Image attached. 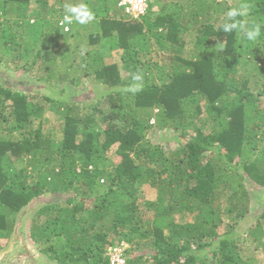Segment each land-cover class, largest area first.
<instances>
[{
	"label": "trees",
	"instance_id": "16d2710c",
	"mask_svg": "<svg viewBox=\"0 0 264 264\" xmlns=\"http://www.w3.org/2000/svg\"><path fill=\"white\" fill-rule=\"evenodd\" d=\"M80 2L96 20L64 31L65 4ZM242 2L241 19L264 33V0H171L157 11L148 0L137 19L118 0H0V66L67 82L61 97L0 84V250L15 216L40 200L29 239L53 264H110L121 242L126 264H255L244 244L259 240L264 210L237 230L250 189L264 188V36L251 45L216 31ZM117 49L120 60L105 61ZM136 73L143 89L125 91ZM88 78L100 86L83 106L74 95ZM47 112L61 120L59 141L44 130ZM153 127L167 143L147 138Z\"/></svg>",
	"mask_w": 264,
	"mask_h": 264
},
{
	"label": "rangeland",
	"instance_id": "374dc122",
	"mask_svg": "<svg viewBox=\"0 0 264 264\" xmlns=\"http://www.w3.org/2000/svg\"><path fill=\"white\" fill-rule=\"evenodd\" d=\"M169 1L171 0H154V7L153 10L157 11L159 9L162 8V6L164 4H167ZM232 1V0H229ZM50 3L55 2V0H49ZM34 5V4H33ZM168 5V4H167ZM163 12H161L162 14ZM17 34L16 40L17 43L20 44V36ZM188 40H192L191 37L188 38ZM154 38L150 39V43H153V51L151 54V58L154 59V61L156 62L158 60V55L155 54L156 51H162L161 49H158L156 43L154 44ZM190 47V43L188 42V47L187 49H189ZM166 53L164 52V55ZM120 56H121V50H113L111 53V56H108L107 59H105V61L108 62H116L120 60ZM167 56V54H166ZM164 57V56H163ZM77 63H80V59L76 60ZM75 61V62H76ZM156 72V71H155ZM154 72V73H155ZM89 79V78H88ZM56 82H59V80H50V81H44L41 79H37L36 76H30L28 73L26 74L25 72L19 70H10V69H3L0 66V84L4 85V86H9L12 89H15L17 91H38L41 92V88L44 87L43 92L45 93H51V95H53V91H58L57 92V96L61 97V94L59 93L62 87H66V81H60L58 83V85H55ZM48 83L51 84L50 88L48 87ZM26 85V87H25ZM100 86L99 81H95L93 79H89V80H85L84 84L82 85V90H86L90 87H98ZM49 89H48V88ZM51 89V90H50ZM40 90V91H39ZM63 94V92H62ZM77 97V99H81V101H86L85 103H83V106L86 104H89L91 102H95V98L92 95V92H90V90H86L83 93H78L76 92L74 95V98ZM205 108V107H203ZM90 110L89 109H82L81 110V114H85V113H89ZM205 115V114H204ZM103 117V116H102ZM46 120L44 122V130H49L50 134H51V138L55 141H59L61 139L62 136V132H61V127H62V123L61 120L58 116L55 115L54 112H47L45 113V117ZM151 122H154V120L152 119ZM169 137V132H164L163 130L157 129L156 127H153L152 129H150L147 132V138L151 139L152 141L157 140L158 142L161 143H167L166 139ZM108 158L110 159L111 162H114V154L109 152L107 153ZM253 189H250L251 192V199H250V207L248 209V212L246 213V217L243 220V222L240 224V228L237 230V233H243L245 230H247V228H250L252 226H254L256 224V219L258 218L259 214L263 211L264 209V189H262L259 186H254L252 187ZM139 192L141 195H143L145 198H154L155 197V191L151 188H149L148 186H141V188L139 189ZM40 203V200H35L34 202H32L29 206H26L23 210H21L14 218L15 222H14V227H13V231L17 228V226L22 225L23 227H21V230L19 231L20 233H23V237L26 241L27 246L31 249V251L36 252L37 255H42L39 251L38 248L35 244H33L31 242V240L29 239V225H30V216L32 214V212L38 207ZM253 236L250 235L247 239V241L245 242L244 246L246 248V250H244V254L249 257V256H253L256 259L255 264H264V248L260 247L258 245V242H262L264 240V227H262V230L258 233V239L259 240H255L254 238H252ZM16 240L15 238V233L11 232L10 237L7 239L4 247L0 250V254L7 252L8 250H10L13 242ZM122 249L124 248V250L126 248L129 247V245L127 243L123 242V246H121ZM124 252V251H123ZM108 256L111 254L110 248L108 249L107 253ZM147 259L144 261V257L141 259L142 262H146L149 263L150 262V258L149 256H146ZM211 256H208L207 259H209ZM211 259V258H210ZM46 260V259H45ZM46 262H48V260H46ZM52 264V263H50Z\"/></svg>",
	"mask_w": 264,
	"mask_h": 264
},
{
	"label": "clouds",
	"instance_id": "9594fccd",
	"mask_svg": "<svg viewBox=\"0 0 264 264\" xmlns=\"http://www.w3.org/2000/svg\"><path fill=\"white\" fill-rule=\"evenodd\" d=\"M251 5L248 3H240L239 5L230 7L224 14L221 23L216 28V31L223 30L225 33L236 32L241 34V38L247 44L256 45V43L264 36L262 33V25L258 23L248 24L243 17L249 14ZM143 11V9H141ZM96 20L95 13L88 7L87 4L68 3L65 4V15L60 21L61 26H64V31H68L69 27L75 22L79 25H87ZM215 50L223 52L226 45L223 42H218ZM133 84L129 85L124 90L131 93H137L143 89V76L136 73L132 76Z\"/></svg>",
	"mask_w": 264,
	"mask_h": 264
},
{
	"label": "water",
	"instance_id": "95a60500",
	"mask_svg": "<svg viewBox=\"0 0 264 264\" xmlns=\"http://www.w3.org/2000/svg\"><path fill=\"white\" fill-rule=\"evenodd\" d=\"M21 227L23 226L19 225L12 231L15 233L16 240L13 242L10 250L0 254V264H50L51 262H46L43 255H37L36 252L31 251L27 246L23 233L19 234Z\"/></svg>",
	"mask_w": 264,
	"mask_h": 264
},
{
	"label": "built area",
	"instance_id": "2783aa9c",
	"mask_svg": "<svg viewBox=\"0 0 264 264\" xmlns=\"http://www.w3.org/2000/svg\"><path fill=\"white\" fill-rule=\"evenodd\" d=\"M118 6L121 7L122 13L128 18L137 19L145 16L148 11V0H118ZM143 9V11H141ZM123 242L110 248V264H126L124 257Z\"/></svg>",
	"mask_w": 264,
	"mask_h": 264
}]
</instances>
